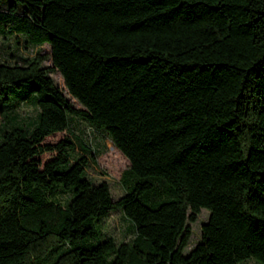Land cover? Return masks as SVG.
<instances>
[{
    "label": "trees",
    "instance_id": "trees-1",
    "mask_svg": "<svg viewBox=\"0 0 264 264\" xmlns=\"http://www.w3.org/2000/svg\"><path fill=\"white\" fill-rule=\"evenodd\" d=\"M0 37L51 62L0 59V264H264V0H8ZM72 117L127 160L116 199L80 137L44 141Z\"/></svg>",
    "mask_w": 264,
    "mask_h": 264
},
{
    "label": "rangeland",
    "instance_id": "rangeland-1",
    "mask_svg": "<svg viewBox=\"0 0 264 264\" xmlns=\"http://www.w3.org/2000/svg\"><path fill=\"white\" fill-rule=\"evenodd\" d=\"M8 0H0V7L6 6ZM38 52L44 56L40 65L42 67H50L51 62L49 59V47L47 44H42L35 47H24L21 41L14 43L12 38L3 39L0 37V59L12 61L10 53L20 55L22 57H31ZM47 76L51 79L54 85L58 87L64 97L75 108L81 106L73 99L63 86L62 79L57 71L48 72ZM37 112V108L31 104L22 103L14 110L16 118L23 122H30L34 119ZM63 136H77L80 137L85 143H87L95 151V161L90 168L87 169V176L92 183H98L100 181L105 182L108 185L110 195L112 199H116L124 192L120 182L119 174L128 165L127 160L120 154L118 150L114 148L110 140L104 133L96 130H91L90 127L81 119L72 117L69 120L68 131H62L46 136L45 142H54ZM51 153H43L40 158L44 160L48 158ZM65 193H60L57 197L64 198ZM208 211L205 208H200L196 213L195 219L192 222L187 221L189 226V236L182 253L187 251L199 240L200 238V225L207 219ZM100 231L102 236L111 237L115 242L128 241L133 236L131 225L127 219L122 215L119 210H112L108 216L101 221ZM247 264H254L252 260H247Z\"/></svg>",
    "mask_w": 264,
    "mask_h": 264
}]
</instances>
